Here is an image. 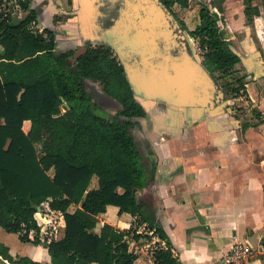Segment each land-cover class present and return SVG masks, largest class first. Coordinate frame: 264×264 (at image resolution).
Returning <instances> with one entry per match:
<instances>
[{"label": "trees", "instance_id": "obj_1", "mask_svg": "<svg viewBox=\"0 0 264 264\" xmlns=\"http://www.w3.org/2000/svg\"><path fill=\"white\" fill-rule=\"evenodd\" d=\"M160 1L172 12L174 0ZM223 1L213 0L212 5L221 12ZM252 1L243 0L249 21L259 14ZM1 4L0 226L19 234L22 242L46 247L50 264H137L129 235L135 240L146 237L135 234V226L144 224L168 247L155 252L156 261L175 264L154 208L136 198L146 185V173L131 128L145 111L113 51L87 45L70 63L74 50H57L54 29L29 27L37 18L29 0H18L27 11L19 20ZM188 34L198 40L208 72L227 75L239 62L206 4H200L197 24ZM87 80L98 82L102 93L118 102L117 113L100 109L86 89ZM237 81L232 91H244L243 78ZM44 201L63 216L64 234L58 240H41L35 213ZM71 205L76 206L73 211L68 210ZM107 205L131 214L135 222L123 230L104 224L94 232L96 217ZM0 256L11 264H49L27 256L13 258L1 243Z\"/></svg>", "mask_w": 264, "mask_h": 264}, {"label": "crops", "instance_id": "obj_2", "mask_svg": "<svg viewBox=\"0 0 264 264\" xmlns=\"http://www.w3.org/2000/svg\"><path fill=\"white\" fill-rule=\"evenodd\" d=\"M35 1L36 5L58 3ZM212 2L174 0L171 9L179 25L181 22L188 31L197 24L201 3L214 13L219 29L239 57L234 69L243 77L244 92L259 115L242 128L230 113L209 116L166 105L163 109L144 108L146 118L144 124L140 122L143 147L139 137L134 140L146 185L137 191L136 198L154 208L169 238L175 264H225L234 241L249 247L248 264H264V4L263 0L252 1L259 14L249 21L243 0H224L221 12ZM1 6L5 7L3 2ZM14 7L16 14L18 8ZM75 207L71 205L68 210ZM37 208L39 222H47L44 240L60 239L64 234L62 214L51 209L48 201ZM134 222L131 214L118 213V207L107 205L105 212L97 215L93 231L99 233L104 224L129 229ZM28 237L32 240L34 235ZM144 240L131 238L130 247L138 250ZM0 243L13 258L27 256L50 264L46 247L22 242L19 234L1 226ZM162 243L167 249L165 241ZM137 257V264H142L138 253Z\"/></svg>", "mask_w": 264, "mask_h": 264}, {"label": "water", "instance_id": "obj_3", "mask_svg": "<svg viewBox=\"0 0 264 264\" xmlns=\"http://www.w3.org/2000/svg\"><path fill=\"white\" fill-rule=\"evenodd\" d=\"M70 14L75 15L81 45L75 55L86 50L87 42L109 47L143 108L161 103L209 116L232 112L216 80L194 56L181 26L160 0H76ZM137 120L144 124L143 118ZM0 264L10 263L0 257Z\"/></svg>", "mask_w": 264, "mask_h": 264}, {"label": "rangeland", "instance_id": "obj_4", "mask_svg": "<svg viewBox=\"0 0 264 264\" xmlns=\"http://www.w3.org/2000/svg\"><path fill=\"white\" fill-rule=\"evenodd\" d=\"M25 1V0H24ZM1 2L4 3V6H7V8L12 11L15 7L13 4H15L18 8V11H16V14H14V17L16 19H21L24 17L27 13L24 9L21 8V6L17 5L18 0H1ZM56 5H49L46 1L38 4L35 0H29V7L32 9L34 8L37 13H36V20L31 22L29 24V27L31 29H36L39 31L45 30L47 28H54L55 34L57 37V50L61 51H67L69 49L72 50H77L80 45V38L77 35V28H76V21H75V16L73 17L72 21L69 20L71 17L66 16H61L60 13L62 14H68L74 11L76 7V0H57ZM6 8V9H7ZM40 8V9H39ZM73 15V14H71ZM178 23V22H177ZM179 24V23H178ZM185 31L187 32L188 29L185 28ZM188 34V32H187ZM186 40L188 41V45L193 52L194 56L201 61L202 57V50L198 46V40L194 37H189L185 34ZM189 38H194L195 40L190 41ZM87 45L89 46H97L98 44L95 43H89L87 42ZM61 47V49L59 48ZM213 78L216 80L219 88L223 91L225 100L229 106V108L232 110L230 112L231 115H234V118L237 119L240 124H246L249 123V120L254 119L255 116L259 115L257 113V110L255 107H251L250 101H248V98L245 94V92L241 89L238 91H232L234 88H237L239 86V83L237 79L241 77V74L238 73L237 70L235 69H230L229 73L227 75H222L220 72H215V73H210ZM243 78V77H242ZM86 88L87 91L91 94L92 99L96 101L100 107V109L107 113V114H115L120 108V105L115 102V101H110V105L108 104H103L101 102V98L103 95L102 92V87L98 82H93L90 80L86 81ZM164 108V105L161 103H153L148 105L147 107L145 106L147 110L149 108ZM61 111L63 109L61 108ZM146 118V114L144 115L143 119ZM2 120V119H1ZM3 122V120H2ZM142 126L139 120L136 119V123L134 126L131 128V132L134 137L138 138V141L140 143V146L143 147L141 134H142ZM50 174H52V171H50ZM92 182L96 183V178H92ZM135 234H141L144 235V232H139L142 231L141 228H138L139 226H135ZM138 232H137V231ZM132 234L129 235V238H132ZM145 240L150 239V237H147V233L144 235ZM140 249V248H139ZM138 249V250H139Z\"/></svg>", "mask_w": 264, "mask_h": 264}, {"label": "built area", "instance_id": "obj_5", "mask_svg": "<svg viewBox=\"0 0 264 264\" xmlns=\"http://www.w3.org/2000/svg\"><path fill=\"white\" fill-rule=\"evenodd\" d=\"M40 210L37 208L36 213L39 214ZM35 218L40 225V236L41 240H44V235L47 231V222H39L36 217ZM141 230L139 232H144L149 235L150 239L144 240L139 250H135L134 252L138 253L139 258H141L142 264H160L156 261L155 252L160 249H166L163 246V240L158 238L154 234V230L146 227V225L141 226ZM138 232V231H137ZM29 235H34V231L31 230ZM154 237V238H153ZM132 247L134 243H131ZM131 248V247H130ZM132 249V248H131ZM133 250V249H132ZM251 256V251L249 247L243 241H234L225 257V264H248V261Z\"/></svg>", "mask_w": 264, "mask_h": 264}, {"label": "flooded vegetation", "instance_id": "obj_6", "mask_svg": "<svg viewBox=\"0 0 264 264\" xmlns=\"http://www.w3.org/2000/svg\"><path fill=\"white\" fill-rule=\"evenodd\" d=\"M60 15L61 16H66V18L68 17H71L69 20H71L72 21V19H73V17L75 16V15H71L70 13H68V14H62V13H60ZM51 29H54V28H52L51 27ZM59 46V45H58ZM86 46H87V43H86ZM60 49H61V47H59ZM79 48H81V46L79 47ZM79 48H77V50H74V52H73V54H72V56L71 57H69L68 59H69V62L71 63V62H73L79 55H75V53L79 50ZM87 89V88H86ZM102 93V92H101ZM104 95V94H103ZM110 99L108 98V96H106V95H104V96H102V98H101V102L103 103V104H108V105H110L111 103H110ZM113 101H115V100H113ZM116 102V101H115ZM118 103V102H117Z\"/></svg>", "mask_w": 264, "mask_h": 264}]
</instances>
